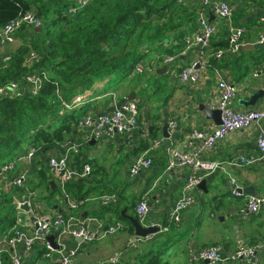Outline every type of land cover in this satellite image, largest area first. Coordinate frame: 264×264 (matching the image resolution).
Here are the masks:
<instances>
[{
    "label": "crops",
    "instance_id": "obj_1",
    "mask_svg": "<svg viewBox=\"0 0 264 264\" xmlns=\"http://www.w3.org/2000/svg\"><path fill=\"white\" fill-rule=\"evenodd\" d=\"M226 1L234 7L231 23L246 29L244 38L247 44L236 53L225 52L220 59L209 51L199 83H181L172 75L199 57V46L186 48L184 42L180 53L169 55L167 49L175 42L172 43L168 38L164 42L165 47L157 45L146 52V56L138 63L143 66V72L136 73L134 68L126 74L121 72L98 79L76 93L74 97H84L81 102L74 103V97L69 102H63L66 109L77 110L80 117L86 113L96 116L111 112L128 97H135L134 101L139 105V127L134 131L118 134L109 140H98L93 138L90 129L75 125L73 132L62 142L36 147L27 140L20 149L0 159V169L8 162L15 164V169L6 173L0 182V249L5 258L3 264H12L13 248L8 238L16 228V225L10 227L4 222L12 218L17 220L15 201L29 192L34 193V199L40 205L36 209L38 215L64 213L69 227L85 224L93 231L104 232L118 221L125 224L124 229L117 233L92 241L80 242L71 235L57 236L56 241L63 245L59 250H75L72 264H98L116 254L121 255L116 264H150L155 257L163 264H211L205 261L192 262L191 254L216 243L221 245L223 256L228 257L239 242L247 245L262 242L263 247L258 256L261 264H264V205L256 215L246 213L248 200L254 195L245 192L241 196L233 195L228 178L229 174L234 176L243 189L253 186L255 196L264 197V156L257 144V123L230 132L211 151L202 154L203 159L222 161L223 165L205 178V189L197 186L193 190L195 202L182 211L181 221L169 223L175 203L184 194L190 171L188 167H179L167 172L170 148L183 141L194 129L218 125L207 117L200 106L204 104L217 108L220 79L239 89L233 100V107L239 111L249 109L244 101L264 89L262 79L253 75L256 68L264 69V44H257L264 33V0ZM183 3L195 8L197 13L196 0H183ZM210 19L219 27L212 38L211 48L225 49L228 46L229 21L212 15ZM22 39L17 36L14 49L21 44ZM0 45L4 47L3 42ZM166 56H173V61L165 63L163 57ZM114 79H117L115 83L112 81ZM253 108H264V96L258 99ZM174 120L178 122V127L175 130L170 127L172 136L166 137L163 126L167 121L170 123ZM260 125L264 128V120ZM154 140H161V143L150 151L153 165L138 175H131L133 160L145 154ZM32 149L35 151L30 156ZM68 153L73 156L76 166L90 164L92 167L88 176L78 178L79 182L71 185L70 191L67 190L70 199L77 198L75 194L81 190L85 198L114 192L119 197L118 201L104 205L91 199L79 209L71 210L59 181L48 167L50 156ZM239 155L254 157L256 161L251 165L236 164ZM22 173L27 176L25 185H11V179ZM141 199L149 202L146 225L168 227V230L157 232L134 246L131 242L136 236L135 227L132 230L128 222L132 223L130 216L138 217L136 206ZM24 210L22 217L30 218V213ZM45 246L44 243H37L26 254L23 245H18L17 250L24 255L22 264H54L45 253L41 254L40 250ZM216 264L245 263L237 260Z\"/></svg>",
    "mask_w": 264,
    "mask_h": 264
},
{
    "label": "built area",
    "instance_id": "obj_2",
    "mask_svg": "<svg viewBox=\"0 0 264 264\" xmlns=\"http://www.w3.org/2000/svg\"><path fill=\"white\" fill-rule=\"evenodd\" d=\"M72 3L68 8V13L76 16L78 11L84 8L90 0H70ZM183 3V0H177ZM198 2V28L193 33L185 38L186 48L191 46H199V57L194 58L187 66L179 68L172 75L181 83L197 84L202 80L203 67L207 57V53L211 51L214 57L220 59L224 56L225 52L236 53L243 48L247 41L244 38L246 29L243 26L234 25L231 23V18L234 12V7L226 0H196ZM215 16L219 19H226L229 21L228 27V46L225 49L211 48L213 36L218 32V25L210 19V16ZM264 21V18H262ZM41 19L37 17L35 11L29 10L21 12L17 17L10 20L2 29H0V38L3 43L12 44L17 40L19 31L24 26H38L41 24ZM258 45L264 44V33L257 41ZM39 59L36 51H31L25 62V65L30 68L29 72L25 75L22 82L10 80L5 85L0 86V98L11 97L19 94L20 92H29L32 95H38L41 91L44 82L48 79L46 71L35 68L34 65ZM173 56L163 57L165 63L172 62ZM142 65L137 64L134 71L136 73L143 72ZM253 75L260 77L264 83V69L256 68ZM58 86V84H56ZM219 98L217 109L221 111V124L212 128H197L194 129L183 141L176 146L170 148V160L167 167V172L170 173L175 168L188 167L190 169L184 185V194L179 199L170 214V220L176 223L181 221L182 211L195 202L193 190L199 183L209 176L213 171L221 168L222 161L218 160H205L202 154L211 151L218 142L222 141L227 135L235 130H242L254 123L259 125V134L257 138L258 148L264 156V128L260 125L264 120V108H250L245 111L236 110L233 107V100L236 97L239 89L226 80L220 79ZM241 90V89H240ZM84 99L82 95H78L74 99V103L81 102ZM69 108V105H66ZM170 127L175 130L178 127L177 121H171ZM77 127L90 129L93 138L98 140H109L118 134H125L134 131L139 127V105L134 100H123L111 112L93 115L86 113L81 116L77 122ZM161 143V140H154L150 149L143 155L136 157L130 167L131 175H138L142 171L149 169L153 165V156L150 154L151 150L156 149ZM35 149L29 152V155L34 154ZM256 159L245 155H239L236 164L251 165ZM48 167L52 174L57 178L65 195L68 198V205L71 210L79 209L87 201L93 199L97 200L104 205L114 204L118 201L119 197L114 192L101 194L93 198L83 199H70L67 194V184L75 179L83 178L91 173L92 167L90 164H83L80 167L76 166L71 154H56L48 159ZM15 164L8 162L0 169V182L5 177L6 173L13 171ZM229 187L230 191L235 196L243 195V187L239 184L238 180L229 174ZM27 176L25 173L14 176L11 179V185L23 187ZM28 203L30 210V218L22 217L25 212L24 205ZM17 209L16 228L14 233L8 238L10 247L13 248L11 256L12 264H22L23 254L17 250V246L22 244L24 252L30 253L37 243H44L48 250L45 256L49 257L54 264H72L76 256L74 249L69 251L54 250L47 237L54 231L58 232V236L71 235L73 237H82L83 240L92 241L102 239L109 234H115L124 229L125 224L121 221L108 227L104 232L93 231L85 224L69 227L66 224L64 213L57 215H38L36 209L40 205L34 199V193L29 192L23 194L15 201ZM264 205V197L251 196L246 205V213L256 215ZM149 209V202L147 199H141L137 206V218L144 226L146 225L145 219ZM32 215L37 217L36 220L32 219ZM154 225V224H153ZM168 227L160 228V231H166ZM155 233L147 236L136 235L131 242V245L137 246L142 243L146 238L152 237ZM263 243L257 242L247 245L239 242L236 250L228 257L222 254V247L220 244H211L191 254V261H206L209 260L211 264L221 263L225 261L241 260L245 264H261L259 260V251L262 249ZM3 252L0 249V264H3ZM121 258L120 254H116L109 259L103 260L98 264H116Z\"/></svg>",
    "mask_w": 264,
    "mask_h": 264
},
{
    "label": "trees",
    "instance_id": "obj_3",
    "mask_svg": "<svg viewBox=\"0 0 264 264\" xmlns=\"http://www.w3.org/2000/svg\"><path fill=\"white\" fill-rule=\"evenodd\" d=\"M71 3L0 0V29L29 10L42 21L39 31L30 26L20 30L23 39L13 53L0 54V86L10 80L23 81L30 70L25 62L31 51L40 57L34 67L48 74L38 95L23 91L0 98V159L20 149L27 140L36 147L62 142L80 118L79 112L66 109L63 101H71L98 79L131 72L148 50L157 45L165 47L168 38L175 42L167 49L169 55L180 53L185 38L198 28L195 8L177 0H90L76 16L68 13ZM78 182L68 183L67 190ZM75 196L85 198L81 190ZM15 221L12 218L4 224L13 227ZM150 264L163 263L155 257Z\"/></svg>",
    "mask_w": 264,
    "mask_h": 264
},
{
    "label": "water",
    "instance_id": "obj_4",
    "mask_svg": "<svg viewBox=\"0 0 264 264\" xmlns=\"http://www.w3.org/2000/svg\"><path fill=\"white\" fill-rule=\"evenodd\" d=\"M42 28V24L38 25V26H34V29L36 31H39L40 29ZM242 50V48L240 49ZM163 68H166V66H164ZM264 96V89H260L259 91H257L255 94H253V96L249 99V100H245L244 101V104L250 108H253L255 106V104L257 103L258 99L260 97ZM127 100H135V97H128ZM200 109L202 111H204L207 115V117L209 118H212L218 125L221 124V111L217 108H211L209 107L208 105H204L202 104L200 106ZM169 128H170V124L169 122L167 121L164 126H163V131H164V135L166 137H171V133L169 131ZM199 187L205 189L206 188V179H203L199 185ZM243 192L247 193V194H250V195H256V191L254 189L253 186H249L245 189H243ZM24 209H26L27 211L30 210V207H29V204L26 203L24 205ZM130 220L132 221L134 227H135V233L136 235L138 236H147L149 234H152V233H157L160 231V226L158 225H150V226H144L141 221L137 218V217H133V216H130L129 217ZM32 219L33 220H36L37 217H35L34 215H32ZM59 235L58 232H55V233H52L50 234L48 237H47V241L50 243V246L54 249V250H59V249H62L63 248V245L62 244H59L57 241H56V237ZM77 239V241H83V238L82 237H75ZM206 263H210L209 260H206L205 261Z\"/></svg>",
    "mask_w": 264,
    "mask_h": 264
},
{
    "label": "rangeland",
    "instance_id": "obj_5",
    "mask_svg": "<svg viewBox=\"0 0 264 264\" xmlns=\"http://www.w3.org/2000/svg\"><path fill=\"white\" fill-rule=\"evenodd\" d=\"M24 32V31H23ZM21 33H22V31H19V33H18V36L20 37V38H22L23 36H21ZM16 45V43L15 44H13V45H11V46H8V45H5V47H2V50H0V54L2 55V53H4V52H6V51H9L10 53H13L12 51H14V46ZM16 48V47H15ZM5 54H7V53H5ZM9 54V53H8ZM39 55V54H38ZM40 58V57H39ZM8 59V58H7ZM76 79H77V77H76ZM112 81H114L113 83H115V81H117V79H114V80H112ZM9 82V81H8ZM57 86V85H56ZM57 95H58V97L60 98V99H62V95H61V92H60V89H59V85L57 86ZM78 96V95H77ZM76 96V97H77ZM76 97H74V99L76 98ZM64 102V101H63ZM77 125V124H76Z\"/></svg>",
    "mask_w": 264,
    "mask_h": 264
}]
</instances>
